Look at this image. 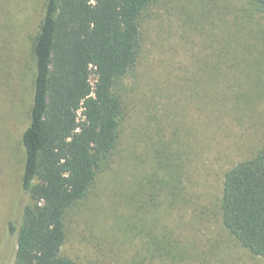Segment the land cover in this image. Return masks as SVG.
<instances>
[{"label":"rangeland","instance_id":"1","mask_svg":"<svg viewBox=\"0 0 264 264\" xmlns=\"http://www.w3.org/2000/svg\"><path fill=\"white\" fill-rule=\"evenodd\" d=\"M46 1L0 0V264H14L16 236L7 225L19 222L27 202L22 135L30 124L32 45ZM140 27L137 66L120 92L119 150L68 214L63 253L79 263L264 264L224 229L218 209L224 173L264 142V15L252 0H158ZM171 136L187 165L183 204L165 214L180 251L176 260L153 259L144 240L126 230L138 221L160 236L162 227L133 209L132 202L148 209L144 196L129 199L152 171L148 150ZM37 182L44 195L45 184Z\"/></svg>","mask_w":264,"mask_h":264},{"label":"trees","instance_id":"2","mask_svg":"<svg viewBox=\"0 0 264 264\" xmlns=\"http://www.w3.org/2000/svg\"><path fill=\"white\" fill-rule=\"evenodd\" d=\"M157 1H46L32 45L30 124L22 135L21 189L27 202L19 222L7 225L16 236L14 264H106L79 263L63 253L66 219L114 162L125 121L120 92L141 52L140 20ZM252 2L264 15V0ZM176 144L171 136L148 150L152 171L141 177L129 199L144 196L148 209L132 202L133 209L153 215L162 227L160 236L138 221L126 230L132 240H144L153 259L176 260L180 251L165 215L186 197V154ZM218 209L224 229L242 248L264 258V142L224 173Z\"/></svg>","mask_w":264,"mask_h":264}]
</instances>
